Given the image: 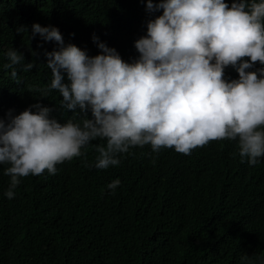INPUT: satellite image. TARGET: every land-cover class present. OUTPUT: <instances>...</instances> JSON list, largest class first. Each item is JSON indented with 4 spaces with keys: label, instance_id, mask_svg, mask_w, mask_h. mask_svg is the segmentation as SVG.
Listing matches in <instances>:
<instances>
[{
    "label": "trees",
    "instance_id": "trees-1",
    "mask_svg": "<svg viewBox=\"0 0 264 264\" xmlns=\"http://www.w3.org/2000/svg\"><path fill=\"white\" fill-rule=\"evenodd\" d=\"M160 11L146 12L144 0H0V117L37 101L52 107L50 115L61 123L85 115L60 109L57 90L40 96L51 79L44 50L56 43L32 37L33 22L58 27L65 44L90 56L100 51L91 39L95 33L131 62L138 56L134 40ZM8 48L24 57L15 65L16 81L2 66ZM28 61L34 66L24 71ZM237 76L225 68L226 78ZM103 143L91 141L80 156L56 164L54 174L21 177L11 199L4 196L7 165H0V264H242L244 254L249 264L264 259V156L254 165L241 162L236 142L228 139L210 140L188 154L172 147L152 152L146 144L99 169L91 165L95 146ZM116 178L120 184L107 189Z\"/></svg>",
    "mask_w": 264,
    "mask_h": 264
},
{
    "label": "clouds",
    "instance_id": "clouds-1",
    "mask_svg": "<svg viewBox=\"0 0 264 264\" xmlns=\"http://www.w3.org/2000/svg\"><path fill=\"white\" fill-rule=\"evenodd\" d=\"M144 5L148 13L162 11L134 40L138 56L131 62L95 33L91 39L100 51L90 56L74 43L65 44L58 27L32 23V37L56 43L44 50L51 79L40 96L57 90L60 109L85 115L61 123L50 115L52 107L37 101L0 117L6 198L15 195L21 177L44 170L54 174L56 164L80 156L96 139L104 141L95 146L98 155L91 165L99 169L117 165L118 154L132 146L188 154L221 139L236 142L241 162L259 163L264 156V0H144ZM3 55L2 66L16 81L15 65L24 61L23 54L8 48ZM33 66L32 61L21 65L24 71ZM227 67L238 76L226 78ZM119 184L116 178L106 188L114 191ZM241 261L249 264L248 255Z\"/></svg>",
    "mask_w": 264,
    "mask_h": 264
}]
</instances>
